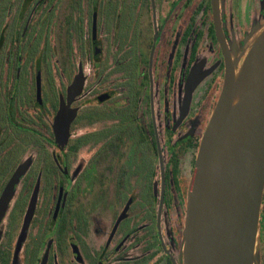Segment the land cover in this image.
<instances>
[{
	"label": "flooded vegetation",
	"instance_id": "flooded-vegetation-1",
	"mask_svg": "<svg viewBox=\"0 0 264 264\" xmlns=\"http://www.w3.org/2000/svg\"><path fill=\"white\" fill-rule=\"evenodd\" d=\"M215 1L0 0V264H183L216 16L236 69L264 29V0Z\"/></svg>",
	"mask_w": 264,
	"mask_h": 264
},
{
	"label": "water",
	"instance_id": "water-1",
	"mask_svg": "<svg viewBox=\"0 0 264 264\" xmlns=\"http://www.w3.org/2000/svg\"><path fill=\"white\" fill-rule=\"evenodd\" d=\"M216 26L226 57V77L189 186L183 264H259L264 215V29L236 69L226 51L218 16ZM81 87L78 79L70 90V100ZM69 114L63 109L57 118L61 144L68 137ZM13 181L0 203V218ZM34 207L33 200L27 220Z\"/></svg>",
	"mask_w": 264,
	"mask_h": 264
},
{
	"label": "rangeland",
	"instance_id": "rangeland-1",
	"mask_svg": "<svg viewBox=\"0 0 264 264\" xmlns=\"http://www.w3.org/2000/svg\"><path fill=\"white\" fill-rule=\"evenodd\" d=\"M258 255H259V264H263L264 257V215H261V223L259 230V241H258Z\"/></svg>",
	"mask_w": 264,
	"mask_h": 264
}]
</instances>
